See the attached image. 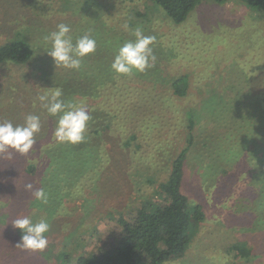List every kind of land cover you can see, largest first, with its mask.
<instances>
[{"label":"rangeland","instance_id":"374dc122","mask_svg":"<svg viewBox=\"0 0 264 264\" xmlns=\"http://www.w3.org/2000/svg\"><path fill=\"white\" fill-rule=\"evenodd\" d=\"M61 23L70 27L73 43L85 34L95 39V52L82 64L109 54L113 62L119 48L135 40L137 27L156 37L151 45L156 59L143 72L138 116L132 118L144 125L140 149L127 151L124 160L120 151L106 149L103 170L83 172L63 209L46 217L30 197L45 167L40 138L53 135L59 116L48 115L38 97L56 88L60 99L72 103V86L81 82L80 74L55 67L46 53L51 44L44 37ZM18 40L30 43L34 57L22 66L0 64V123L24 125L31 114L39 116L41 130L28 156L0 154V264H60L58 256L65 253L75 264L81 254L97 256L119 229V215L131 219L143 203L161 197L162 182L186 147L190 108L198 113L196 143L182 190L202 206L205 219L193 228L186 251L163 264H264V10L206 0L175 23L149 0H0V45ZM183 74L190 76V95L179 98L170 85ZM208 136L217 140L212 148L210 139L203 145ZM35 157L43 165L28 173L27 161ZM221 163L227 164L224 170ZM21 216L49 223L43 251L16 246L21 230L13 221Z\"/></svg>","mask_w":264,"mask_h":264},{"label":"trees","instance_id":"16d2710c","mask_svg":"<svg viewBox=\"0 0 264 264\" xmlns=\"http://www.w3.org/2000/svg\"><path fill=\"white\" fill-rule=\"evenodd\" d=\"M149 1L164 10L175 23H182L199 4L206 0ZM212 1L224 4L232 0ZM235 1H240L253 11L264 10V0ZM110 55L99 59L100 62L87 59L83 64L81 62L79 69L72 70V73L75 70L80 74L81 82L76 87L72 86L74 95L70 101L85 108L91 117L84 140L78 144L61 143L55 139L52 132L48 135L44 132L45 136L40 138L41 141L36 138L42 147L41 159L45 164L42 183L38 189L42 188L45 191L48 200L47 203L34 200L32 206L43 210L46 217L63 209L64 200L75 193L72 189L76 187L75 190L78 189L83 172L85 175L88 170H96V172L103 170L105 167L103 155L106 154V149L120 151L121 160H124L128 156L127 151L141 147L144 125L134 124L132 118L133 114L135 117L138 116L136 108L140 104L138 99L142 90L140 84L143 73L134 71L131 75L116 74L111 67H108L112 64ZM33 57L34 50L26 41L18 40L0 45V64L22 66L28 64ZM105 69L109 70L108 75L102 74V70ZM170 86L172 95L179 98L188 97L189 74L175 78ZM54 90L56 91V88ZM166 101L171 103V98ZM172 111L176 113V110ZM186 116L188 117L186 128L189 131L186 147L173 160L169 175L161 185V197L154 202L143 203L131 219L119 215L116 219L119 229L109 234L99 247V254L97 256L81 254L75 259V264H163L186 251L193 228L205 219L202 206L193 204L182 190L188 153L196 143L193 130L198 113L190 108L186 111ZM101 137L102 139L98 141L97 139ZM213 138L214 140L211 136L204 137L203 145L208 147L210 139L212 148L217 141L215 136ZM7 155L10 159L14 155L19 158L28 156L11 149ZM41 159L30 158L26 165L27 172L33 174L37 172L38 165H43ZM224 166L226 167L227 164L221 163L219 168L224 170ZM24 195L26 196L25 192ZM30 198L31 201L35 199L33 193ZM61 230H58L59 234ZM70 257L66 253L59 255V263H71Z\"/></svg>","mask_w":264,"mask_h":264},{"label":"clouds","instance_id":"9594fccd","mask_svg":"<svg viewBox=\"0 0 264 264\" xmlns=\"http://www.w3.org/2000/svg\"><path fill=\"white\" fill-rule=\"evenodd\" d=\"M57 31L44 37L50 42L51 48L46 51L54 61L55 67L79 69L84 57L94 53L96 41L89 34H85L73 43L68 34L71 29L66 24H59ZM127 28V25H125ZM135 40L124 43L118 50L111 69L118 75H131L133 72L143 73L152 66L156 57L151 45L155 36H146L140 27L133 33ZM60 90L54 91L51 96L45 94L38 97L41 105L52 117L59 116L54 129V137L57 141L78 144L85 138L88 122L91 119L88 111L78 105L65 103L60 99ZM41 130L39 116L28 115L24 125L14 126L11 122L0 123V154L14 150L22 155H27L33 149L35 135ZM28 190L33 189L32 184L26 185ZM36 200L47 203L48 197L40 188L33 193ZM13 227L21 230V238L16 246L24 250L43 251L48 240L45 236L50 229L47 221L41 220L33 224L28 216H21L13 221Z\"/></svg>","mask_w":264,"mask_h":264}]
</instances>
